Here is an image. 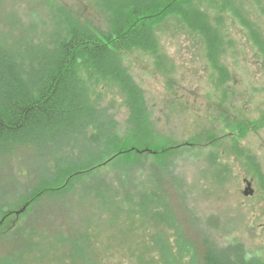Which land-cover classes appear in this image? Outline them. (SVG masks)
<instances>
[{"label":"rangeland","instance_id":"374dc122","mask_svg":"<svg viewBox=\"0 0 264 264\" xmlns=\"http://www.w3.org/2000/svg\"><path fill=\"white\" fill-rule=\"evenodd\" d=\"M137 1L0 0V59L11 58L16 66L25 64V70L34 71L32 78H40L43 63L57 41L64 39L69 24L109 33L117 17L126 16ZM202 25L214 30V49L202 35ZM151 34V48L130 47L119 52L118 59L148 108L149 122L141 125L138 139L156 138L175 150L168 156L173 161L159 163L165 172L158 177L176 185L172 198L183 211L177 219L182 223L193 216V236L206 235L219 254L226 255L221 258L227 264H264V0H186L179 12L166 16ZM91 96L93 112L104 122L106 132H119L126 138L129 110L117 83L100 81L91 86ZM134 136L137 140V133ZM66 144L63 138L57 148L64 149ZM30 146L0 148V212H16L7 214L8 225L27 215L23 214L27 206L19 202L27 186L39 179L41 157L49 153ZM106 175L114 177L117 171L111 168ZM146 175L131 179L136 182L133 188L140 190ZM93 183L97 184L94 177L82 183L84 194H91L80 200L82 209L90 207ZM247 183L254 191L249 196L244 194ZM171 201L172 207L177 206ZM65 202L53 205L56 213L72 207L73 202ZM146 224L151 223L141 224V244L135 251L153 247L149 232L159 235L162 246L167 239L174 241L173 230L156 227L155 222ZM1 241L0 235V264H16L3 251L8 248L17 256L25 246ZM42 251L38 248L36 253ZM167 253L172 258L169 264H179ZM93 259L94 264L116 263ZM118 262L132 264L128 258Z\"/></svg>","mask_w":264,"mask_h":264},{"label":"trees","instance_id":"16d2710c","mask_svg":"<svg viewBox=\"0 0 264 264\" xmlns=\"http://www.w3.org/2000/svg\"><path fill=\"white\" fill-rule=\"evenodd\" d=\"M185 1L138 0L126 16L117 17L109 33L69 24L64 39L57 41L43 63L40 78H32L34 71L25 70V64L16 66L11 58L0 59V148L19 144L49 151L48 156L41 157L44 159L39 179L26 185L25 198L19 202V206H27L25 218H15L8 225L7 214L16 212H0V235L4 237L1 242L25 246L17 256L7 248L3 251L6 258L16 264H60L58 260L61 264H94L93 256L116 261L114 264H122L118 261L127 258L132 264H169V252L179 264H227L206 235L193 236V216H189L191 220L178 221L176 215H183V211L172 198L176 185L158 177L165 172L159 163L172 160L168 156L175 150L156 138L138 139L141 125L149 122L148 108L138 85L118 59V53L127 48H151L154 26L179 12ZM200 29L214 49L216 36L212 27L202 25ZM100 81L117 83L125 94L129 110L126 138L119 132H106L104 122L93 112L91 86L96 87ZM87 128L92 129V134ZM63 138L68 144L59 149ZM151 145L155 146L153 150ZM111 168L117 171L114 177L106 175ZM145 175L144 186L140 190L133 188L136 182L131 179ZM93 177L97 184L90 185V189L95 194L90 207L82 209L80 200L91 195L84 194L82 183ZM172 199L177 206H171ZM61 200L73 203L58 214L53 205ZM146 222L151 223L146 224L148 227L155 222L156 227L173 230L174 241L167 239L162 246L159 235L149 232L153 247L135 251V246L141 244V224ZM38 248L43 249L39 254Z\"/></svg>","mask_w":264,"mask_h":264},{"label":"water","instance_id":"95a60500","mask_svg":"<svg viewBox=\"0 0 264 264\" xmlns=\"http://www.w3.org/2000/svg\"><path fill=\"white\" fill-rule=\"evenodd\" d=\"M253 193H254V191L252 190L251 183H248L244 194L246 196H249V195H252ZM17 213L19 214V212H17Z\"/></svg>","mask_w":264,"mask_h":264}]
</instances>
